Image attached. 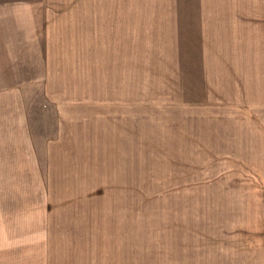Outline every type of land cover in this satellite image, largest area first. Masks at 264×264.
Wrapping results in <instances>:
<instances>
[{
    "label": "rangeland",
    "instance_id": "1",
    "mask_svg": "<svg viewBox=\"0 0 264 264\" xmlns=\"http://www.w3.org/2000/svg\"><path fill=\"white\" fill-rule=\"evenodd\" d=\"M12 8L0 148H15L22 115L38 165L0 172L20 184L1 195L29 209L6 220L23 236L0 264H221L244 244L264 199L245 77L264 57V0Z\"/></svg>",
    "mask_w": 264,
    "mask_h": 264
},
{
    "label": "crops",
    "instance_id": "2",
    "mask_svg": "<svg viewBox=\"0 0 264 264\" xmlns=\"http://www.w3.org/2000/svg\"><path fill=\"white\" fill-rule=\"evenodd\" d=\"M124 3V0H0V12H6L11 9L18 8L23 12H40V13H60V12H91L92 8L97 4L101 6H119ZM117 10V9H116ZM112 8L97 9L95 11H116ZM18 11V10H17ZM4 41V42H3ZM1 45H12V39L0 38ZM13 58L8 54L0 53V77L6 76V71L10 67L6 62ZM12 68V67H11ZM12 75V74H11ZM10 76V75H9ZM245 77L248 78L247 85H255L246 90V97L251 93L250 103L246 108L255 110V115L247 117L246 123L260 125V131L251 134V137L246 138V155L251 157V162L258 165L260 175L264 183V57L261 59V69L251 74V79L248 73L245 72ZM254 82V83H253ZM256 89V90H255ZM7 89L1 88L0 91ZM252 91V92H251ZM248 99V98H246ZM17 125L21 129L24 127V133L20 134L17 142L12 149L0 148V172L22 173L28 172L29 167L34 172L37 171L38 159L34 150H30L32 146L25 129V121L22 117H17ZM25 135L27 139L25 138ZM31 140V139H30ZM20 143V144H19ZM14 148V149H13ZM9 167V170L6 169ZM11 181V182H10ZM18 181V180H17ZM20 185V184H19ZM14 180H1L0 188H16L19 187ZM28 200L14 203V198L10 196H2L0 193V253L7 252L13 245L9 238L22 237L21 232L15 233L12 229V222L6 221L10 218H18V214L24 219L27 218ZM262 208L251 214L250 224L246 225V234L244 244L225 246L220 252H224L222 258H219L221 264H264V199H261ZM23 213V215H21ZM17 220V219H16ZM21 220V219H20ZM21 220L20 222H22ZM10 225V226H9ZM22 226V223L20 224ZM227 253V254H226Z\"/></svg>",
    "mask_w": 264,
    "mask_h": 264
}]
</instances>
